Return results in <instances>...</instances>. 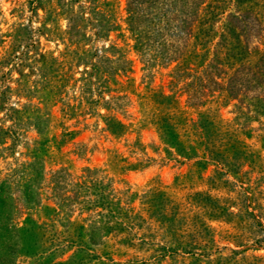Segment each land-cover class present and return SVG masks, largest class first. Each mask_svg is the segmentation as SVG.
Returning <instances> with one entry per match:
<instances>
[{
	"label": "trees",
	"instance_id": "16d2710c",
	"mask_svg": "<svg viewBox=\"0 0 264 264\" xmlns=\"http://www.w3.org/2000/svg\"><path fill=\"white\" fill-rule=\"evenodd\" d=\"M126 9V29L134 43L119 46L112 41L108 47L95 49L94 61L86 65L90 69L85 71L84 94L79 104L90 106L104 100L102 105L108 113H99L105 123L101 131L121 138L127 133L128 124L113 111L129 96L112 94L110 76L134 72L132 50L143 64L144 78L155 77L158 69H169V93L164 88H155L152 93L157 103L164 106L154 116V123L167 157L183 163L193 161L204 170L210 163L216 164V171L225 176V182L232 183L230 176L234 174L243 193L239 207L243 208V204L247 207L234 211L233 198L206 195L202 191L182 200L159 187L141 192L129 184L118 187L114 178L100 167L87 166L76 176L60 168L48 172L51 178L47 179L44 165L37 164L35 146L31 152L33 160L21 161L14 155L17 166L11 175L21 187L28 208L32 204L40 206L42 190L50 188L48 199L52 206L46 208L53 216L40 226L47 251L64 254L71 247L89 251L91 247L105 245L107 239H115L146 253L142 261L132 258L134 264H163L186 255L199 260L211 255L207 247L214 242L216 229L207 219L212 217L227 223L239 219L241 222L233 225L234 237L260 244L264 241V181L261 175L248 177L249 172L243 167L249 162L256 168L263 161L260 154L250 149L247 139L258 131L264 143V0H127ZM102 20L91 24L97 38L109 37L113 31L122 29L112 14H106ZM69 29L78 45H86L84 38L88 37L80 33L83 29L80 19L74 17ZM106 94L109 98L105 100ZM183 96L186 106L203 110L197 116L180 111ZM56 102L70 106L62 99ZM7 103L5 98L3 104ZM232 103L235 116L224 121L214 105ZM26 109L7 107L6 115L12 125L7 128L0 125L1 151H14L24 124L40 134L46 131L52 111L25 117L15 114ZM62 114L64 119L76 118L74 126L81 123L79 115L64 109ZM87 115L83 112V121ZM63 133L67 135L65 126ZM8 140L11 144L4 145ZM27 143L28 147L24 146L29 149L39 141L30 138ZM132 146L145 149L140 141ZM31 153L26 155L29 157ZM121 160L130 166L143 161L137 158L136 162H130L128 157ZM259 169L264 174V166ZM50 184L51 187L46 186ZM244 214L255 224L242 217Z\"/></svg>",
	"mask_w": 264,
	"mask_h": 264
},
{
	"label": "rangeland",
	"instance_id": "374dc122",
	"mask_svg": "<svg viewBox=\"0 0 264 264\" xmlns=\"http://www.w3.org/2000/svg\"><path fill=\"white\" fill-rule=\"evenodd\" d=\"M126 8L127 0H0V125L5 128L12 125L6 115L7 107L19 110L26 107L25 111L15 112L23 117L52 111L44 133L40 134L24 124L18 133L20 142L14 151H1L0 148V264H134L132 258L142 261L146 254L115 239H107L105 245L91 247L89 251L71 247L64 254L61 251L48 252L40 226L53 216V212L46 208L52 206L48 199L50 188H47L52 184L46 185L48 190H42V204H32L28 208L20 192L21 187L16 185L11 175L12 169L17 166L14 155L21 161L33 160L32 149L35 146L37 164L44 165L47 179L51 178L48 172L60 168H66L76 176L87 166L100 167L114 178L118 187L129 184L140 192L159 187L182 200L196 191H202L206 195L233 198L236 201L232 208L234 211L247 207L245 204L243 208L239 207L243 203V193L234 174L230 176L232 183L225 182V176L216 171V164L210 163L204 170L193 161L183 163L167 157L154 123V116L160 114L164 106L157 103L152 93L155 88H164L169 93V69H158L155 77L144 78L143 64L132 50L134 72L127 76H110L112 94H126L130 101L120 102L117 110L113 111L128 124L127 133L121 138L101 131L105 123L99 113H108L102 105L104 100L101 104L90 106L79 104L84 94L85 71L90 69L86 65L94 61L95 49L108 47L112 41L118 42L119 46L134 43L126 29ZM106 14L114 15L122 29L113 31L109 37L97 38L91 24L102 22ZM74 17L80 19L83 25L80 33L87 34L88 38H84L86 45H78L69 33ZM49 89L55 92H49ZM5 98H8L7 104H3ZM108 98L109 94H106L105 100ZM60 99L70 106L57 103L56 100ZM185 99L186 96L181 97L180 111L197 116L203 110L186 106ZM214 108H218V114L224 121H230L235 116L233 103L226 106L215 104ZM62 109L79 115L81 123L74 126L76 118L64 119ZM83 112L88 114L85 121ZM91 114L94 115L92 118ZM125 115L127 118H124ZM64 126L67 127V135L63 133ZM70 131L80 132L69 135ZM259 133L254 132L247 142L252 151L261 155L262 164L254 168V164L245 162L243 169L249 172L248 177L254 179L261 175L264 181V174L259 169L264 166V143ZM30 138L37 139L39 143L32 144L28 149L24 145L28 147ZM137 141L143 143V151L132 146ZM10 144L8 140L4 145ZM27 153H31L29 157ZM123 157H128L130 162H136L137 158L143 161L130 166L121 160ZM147 157L152 160H146ZM244 216L249 218L246 214ZM221 220L207 219L216 229L215 240L207 247L211 253L209 257L197 260L186 255L184 258L169 259L163 264H264V241L254 244L251 240L236 239L233 225L241 221L237 218L229 223ZM248 220L255 224L253 219Z\"/></svg>",
	"mask_w": 264,
	"mask_h": 264
}]
</instances>
